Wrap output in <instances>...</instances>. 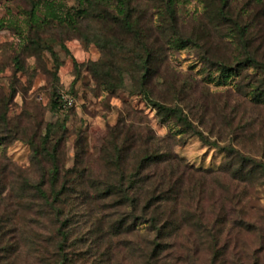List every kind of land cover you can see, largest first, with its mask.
<instances>
[{"label":"rangeland","instance_id":"rangeland-1","mask_svg":"<svg viewBox=\"0 0 264 264\" xmlns=\"http://www.w3.org/2000/svg\"><path fill=\"white\" fill-rule=\"evenodd\" d=\"M129 145L121 170L105 161ZM165 151L143 173L179 185L156 236L106 191ZM155 236V264H264V0H0V264H148Z\"/></svg>","mask_w":264,"mask_h":264},{"label":"trees","instance_id":"trees-1","mask_svg":"<svg viewBox=\"0 0 264 264\" xmlns=\"http://www.w3.org/2000/svg\"><path fill=\"white\" fill-rule=\"evenodd\" d=\"M220 1L226 2V0H220ZM119 22L125 27V30L128 33L133 31L132 24H130L128 21L122 20ZM143 67L145 71L150 72L151 67L147 59L144 60ZM220 67L222 68V72L227 71L224 65H220ZM141 81L142 84L146 86L149 82V79L144 75ZM144 93L147 96H149L148 91L144 90ZM55 104H57V107H60L59 98H57ZM153 106L157 109V112L160 115H162L164 118H168V119L174 118L179 125L185 126L187 127V129H193V126L188 121L187 117L184 116L182 111L179 110L178 108L167 107L165 105L155 102L153 103ZM197 136L204 145L209 147L216 145L215 147H218L217 144H213L209 142V140H205V137L202 135V133L198 132ZM48 138H49L48 134L44 135L43 140L41 141V146H39L40 149L38 147L33 146V158L40 162L39 157L44 155V157L42 158H44L46 162L50 164V168H49L50 174H46V177L43 175L40 178V180L34 186V192L39 197L40 201H43V203H45L46 205H51L50 197L43 190L42 187L44 183L47 181L51 184L53 188L55 181L58 180V178L60 177V171L55 159L56 148L55 147L51 149L47 148L48 144L50 143V140H48ZM124 143L126 147V144L129 143V140H124ZM128 147L129 148H126V151H124L122 148L118 149L116 147H114L112 150H107V151L105 150V156H104L105 161L113 159L112 162L114 163L116 169L121 170L119 165L122 161V158L124 157L123 153L129 151L130 152L133 151L132 153H134V149L132 148V146L129 145ZM173 160H175V157L169 151H165L158 155L147 154L145 157L133 163L132 170L127 177L124 178V176L121 175L120 180L118 182L123 183L124 181H127L129 184L128 188L123 189V187L121 186L114 185V186H110V188H108V190L106 191L108 196L112 198L113 197L118 198L120 201H122V203L126 204L127 208L130 209V218L133 219L131 226H133L134 224L136 210L141 207V212L144 216L151 215L149 219H147V223H149L150 226L155 230L156 236L159 235V233H161L163 228L158 227V223H159L158 218L159 215H162L163 209L161 212H159L158 209H161L162 207L168 204L174 206V204L177 202V197L179 194L177 190L179 189V185L176 181H172L171 177H169L168 180L164 179V180H160L159 183H155L154 175H151L149 172L147 174H143V173L146 172L148 167L153 163L156 164L171 163ZM170 166L172 165H168L167 168H170ZM68 174L69 172L65 173V175ZM64 191L65 190L63 191L60 190L58 192H55L52 189L51 195L55 194L56 197H60V195H62ZM165 221L167 224L166 227H170L171 229L172 227H174L173 209L169 210V213ZM166 227L164 226V228ZM156 236L149 243L150 251L149 254L147 255L149 258L148 264H155V262H153V259L155 258V255L159 248V243L156 240Z\"/></svg>","mask_w":264,"mask_h":264},{"label":"built area","instance_id":"built-area-1","mask_svg":"<svg viewBox=\"0 0 264 264\" xmlns=\"http://www.w3.org/2000/svg\"><path fill=\"white\" fill-rule=\"evenodd\" d=\"M60 100L61 102L63 103V105H70L72 100L68 97V96H65L63 94L60 95Z\"/></svg>","mask_w":264,"mask_h":264}]
</instances>
